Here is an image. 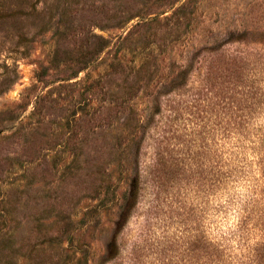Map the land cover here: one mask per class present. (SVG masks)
<instances>
[{"label": "rangeland", "instance_id": "1", "mask_svg": "<svg viewBox=\"0 0 264 264\" xmlns=\"http://www.w3.org/2000/svg\"><path fill=\"white\" fill-rule=\"evenodd\" d=\"M262 164L264 0H0V264H264Z\"/></svg>", "mask_w": 264, "mask_h": 264}, {"label": "trees", "instance_id": "2", "mask_svg": "<svg viewBox=\"0 0 264 264\" xmlns=\"http://www.w3.org/2000/svg\"><path fill=\"white\" fill-rule=\"evenodd\" d=\"M229 167V166H228ZM260 170H261V176L263 177V179H262V182H261V186H262V189H261V191H260V194H263L264 195V164H262L261 165V168H260ZM264 197V196H263ZM262 208H264V205H263V207ZM264 210V209H263ZM264 212V211H263Z\"/></svg>", "mask_w": 264, "mask_h": 264}]
</instances>
